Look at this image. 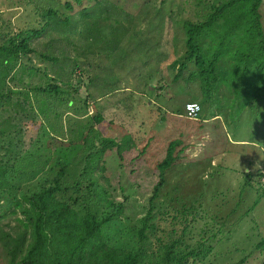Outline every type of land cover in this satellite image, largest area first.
<instances>
[{"label": "rangeland", "instance_id": "obj_1", "mask_svg": "<svg viewBox=\"0 0 264 264\" xmlns=\"http://www.w3.org/2000/svg\"><path fill=\"white\" fill-rule=\"evenodd\" d=\"M100 1L113 17L95 25L71 27L77 47L59 28L46 26L44 13L53 9L76 22L96 2L0 0V45L46 29L30 41L35 53L22 57L12 79L7 80L8 87L31 96L32 105L28 107L23 97L15 96L0 111V163L15 165V159L23 157L18 161L26 164L25 172L14 170L13 195L19 200L33 196L55 175L58 168L53 172L51 168L56 166L59 150L69 148L80 132L97 124L90 116L101 113L104 120L92 128L94 135L101 133L117 141L130 137L122 159L115 153L117 148L104 157L108 167L104 174L114 178V196L121 200L122 189L125 193L135 190L130 210H125L130 221L124 216L117 221L118 229L125 226L128 240L136 234L134 221L144 213L142 205L161 179L158 166L174 143L179 157L164 173L157 200L164 207L156 221L159 229L170 231L173 221L179 233L186 225L195 229L196 238L213 248L207 264H237L243 257L244 264H264V248H256L264 239V99L251 101L240 93L253 91L252 87L241 91L223 84L218 95L224 96V91L227 106L214 121L205 122L207 114L211 115L208 106L196 120L186 118L183 109L187 99L200 100L206 91L199 76L194 78L197 68L184 63L189 55L184 23L206 20L212 12L210 4L228 0ZM68 2L72 9L67 8ZM261 11L264 20V4ZM239 17V10L231 11L226 23L230 34L243 33ZM219 28L220 22L203 40L206 53ZM51 41L55 49L49 46ZM42 55L59 61L42 60ZM72 58L77 61L73 63ZM175 63L186 68L177 81ZM68 68L71 79L66 82ZM53 83L61 86L57 95L45 92L35 98L34 89ZM5 205L0 209V224L16 232L24 216L17 203L11 209ZM204 230L209 238L201 236ZM3 260L0 243V264Z\"/></svg>", "mask_w": 264, "mask_h": 264}, {"label": "trees", "instance_id": "obj_2", "mask_svg": "<svg viewBox=\"0 0 264 264\" xmlns=\"http://www.w3.org/2000/svg\"><path fill=\"white\" fill-rule=\"evenodd\" d=\"M82 1L76 0L79 4ZM89 1L96 2V5L81 12L80 20L76 22L71 16L65 17L53 9L47 10L43 16L46 26L59 28L65 38L78 47L76 32L73 34L69 31L71 27L79 28L82 24L91 25L93 22L95 25L101 20L113 17L110 9L108 12V8L104 7L103 1ZM263 4L264 0H228L224 4H210L212 12L206 20L184 23L186 52L189 54L184 63L186 67L191 63L197 68L194 78L198 79V75L206 90L199 101L192 99L191 102H199L203 110L215 102L223 104L226 98L224 91V96L221 97L218 95L219 91L212 90L211 85L220 87L229 84L237 89L252 87L253 91L240 89V93L248 95L251 101L264 99ZM66 5L68 9L73 8L69 2ZM236 10H239L242 21L239 23L244 24V31L230 34L226 23L231 18V11ZM219 22L222 28L216 32L212 41L213 47L206 53L202 47L203 40L209 37L208 34ZM45 30L41 28L34 31L32 36H24L21 40L13 38L7 44L0 45V75L4 78V85L0 86V111L15 96L23 97L24 102H28V107L32 105L29 101L31 96L8 87L7 80L12 79L14 69L20 64L22 57L35 53L30 41L34 36H41ZM71 38H75V42ZM49 46L54 48L56 44L51 41ZM79 52L77 50L76 54L79 55ZM41 59L59 61L57 57L45 55ZM72 60L73 63L77 61L74 58ZM71 65L70 62L69 66ZM176 66L178 73L174 80L177 81L184 76L186 68L180 63H175L173 68ZM69 69L66 82L71 79ZM53 79L57 82L56 78ZM7 87L8 93L5 92ZM60 87L56 83L48 84L45 88L34 89L37 91L34 96L38 99L40 94L45 96V92L57 95ZM186 103L184 102L183 109ZM23 105L21 103V109L25 111ZM30 115L31 111H28L27 118ZM87 115L89 113L85 116ZM90 117L91 121L97 123L95 125L104 120L101 113H93ZM95 125L87 128L86 132H80L78 140L69 148L59 150L60 157L56 166L51 168V172L55 167L58 168L55 175L31 197L19 200L13 195V185L17 177L14 170L16 173L26 171V164L18 161L23 157L15 159V165L0 163V209L4 208L3 202L8 209L17 203L24 216L20 219L16 232L5 230L0 224V243L4 251L1 264H207L206 260L213 248L206 241L196 238L195 229L186 225L179 233L177 222L173 221L171 230L163 231L156 222L162 215L160 210L164 209L162 203L157 201L165 180L164 173L179 157L175 154L174 143H171L166 158L158 166L161 179L143 203L144 213L134 221L136 234L132 240H128L125 226L118 229L117 221L120 216L130 218L125 210H130L128 204L135 198V190L125 193L122 189L121 200L114 196V178L104 174L108 169L104 157L107 152L114 153L112 149L117 148L115 153L122 159L123 151L131 143L130 137L126 135L121 141H117L101 133L96 136L92 129ZM68 132L69 130L65 133ZM47 134L45 131V135ZM119 168H122L121 165ZM97 173H100L99 177H96ZM99 179H103L104 183H100ZM201 236L209 238L208 231L204 230ZM256 248H264V239ZM245 262L243 257L237 264Z\"/></svg>", "mask_w": 264, "mask_h": 264}, {"label": "crops", "instance_id": "obj_3", "mask_svg": "<svg viewBox=\"0 0 264 264\" xmlns=\"http://www.w3.org/2000/svg\"><path fill=\"white\" fill-rule=\"evenodd\" d=\"M211 88L213 91H220L218 86L216 87L214 85H211ZM223 88L224 89L228 88V86H224ZM193 100H195V99H193ZM190 101H192V100H188V99L186 100V102H190ZM197 101H199V100H197ZM226 106L227 105L220 104L219 102H215V103H212L211 105H209L208 111L211 112V115L207 114V118H206L207 120L204 119L205 122L214 121L216 118H218V116L216 114L224 111ZM218 115H220V114H218ZM243 142H246V141H241L240 143H243Z\"/></svg>", "mask_w": 264, "mask_h": 264}, {"label": "built area", "instance_id": "obj_4", "mask_svg": "<svg viewBox=\"0 0 264 264\" xmlns=\"http://www.w3.org/2000/svg\"><path fill=\"white\" fill-rule=\"evenodd\" d=\"M184 112H185L186 118L196 120L201 116L203 112V108L198 102H188L185 105Z\"/></svg>", "mask_w": 264, "mask_h": 264}, {"label": "clouds", "instance_id": "obj_5", "mask_svg": "<svg viewBox=\"0 0 264 264\" xmlns=\"http://www.w3.org/2000/svg\"><path fill=\"white\" fill-rule=\"evenodd\" d=\"M190 102H191V101H190ZM187 103H188V102H187ZM198 103H199V102H198ZM199 104H200V103H199ZM185 105H186V104H185ZM184 111H185V108H184ZM201 115H202V114H201ZM200 117H201V116H200ZM200 117H199V118H200Z\"/></svg>", "mask_w": 264, "mask_h": 264}]
</instances>
